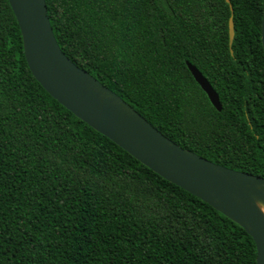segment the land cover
Wrapping results in <instances>:
<instances>
[{"label": "trees", "instance_id": "trees-1", "mask_svg": "<svg viewBox=\"0 0 264 264\" xmlns=\"http://www.w3.org/2000/svg\"><path fill=\"white\" fill-rule=\"evenodd\" d=\"M44 4L64 56L161 135L264 178L262 0ZM185 62L208 82L220 111ZM0 264H255L242 228L42 89L7 0H0Z\"/></svg>", "mask_w": 264, "mask_h": 264}, {"label": "water", "instance_id": "water-1", "mask_svg": "<svg viewBox=\"0 0 264 264\" xmlns=\"http://www.w3.org/2000/svg\"><path fill=\"white\" fill-rule=\"evenodd\" d=\"M7 2L19 29L26 66L42 89L140 164L237 224L253 242L255 264H264V178L225 168L178 147L64 56L53 37L44 0ZM227 31L230 45L231 19ZM260 44L264 55V0ZM185 66L210 105L220 111L208 82L188 62Z\"/></svg>", "mask_w": 264, "mask_h": 264}, {"label": "bare ground", "instance_id": "bare-ground-1", "mask_svg": "<svg viewBox=\"0 0 264 264\" xmlns=\"http://www.w3.org/2000/svg\"><path fill=\"white\" fill-rule=\"evenodd\" d=\"M263 213H264V210H263Z\"/></svg>", "mask_w": 264, "mask_h": 264}]
</instances>
